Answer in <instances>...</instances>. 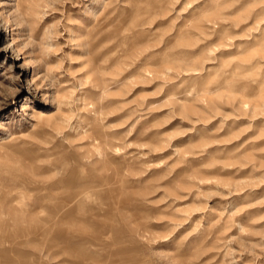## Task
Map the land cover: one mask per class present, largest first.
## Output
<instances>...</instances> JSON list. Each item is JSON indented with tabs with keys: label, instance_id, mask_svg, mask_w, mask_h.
Wrapping results in <instances>:
<instances>
[{
	"label": "rangeland",
	"instance_id": "374dc122",
	"mask_svg": "<svg viewBox=\"0 0 264 264\" xmlns=\"http://www.w3.org/2000/svg\"><path fill=\"white\" fill-rule=\"evenodd\" d=\"M0 264H264V0H0Z\"/></svg>",
	"mask_w": 264,
	"mask_h": 264
},
{
	"label": "bare ground",
	"instance_id": "6f19581e",
	"mask_svg": "<svg viewBox=\"0 0 264 264\" xmlns=\"http://www.w3.org/2000/svg\"><path fill=\"white\" fill-rule=\"evenodd\" d=\"M65 201V200H64ZM61 212V211H60Z\"/></svg>",
	"mask_w": 264,
	"mask_h": 264
}]
</instances>
